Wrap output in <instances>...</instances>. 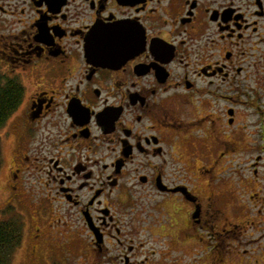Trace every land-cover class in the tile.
Segmentation results:
<instances>
[{"label": "flooded vegetation", "instance_id": "flooded-vegetation-1", "mask_svg": "<svg viewBox=\"0 0 264 264\" xmlns=\"http://www.w3.org/2000/svg\"><path fill=\"white\" fill-rule=\"evenodd\" d=\"M0 76L35 263L264 264V0H0Z\"/></svg>", "mask_w": 264, "mask_h": 264}, {"label": "trees", "instance_id": "trees-1", "mask_svg": "<svg viewBox=\"0 0 264 264\" xmlns=\"http://www.w3.org/2000/svg\"><path fill=\"white\" fill-rule=\"evenodd\" d=\"M2 77L0 76V81ZM6 86V87H5ZM5 86H0V127L7 117L16 109L21 99V90L12 81ZM1 160L0 151V167ZM4 213L14 214V208L7 206ZM24 219L19 214H14L6 221H0V264H9L14 252L24 241Z\"/></svg>", "mask_w": 264, "mask_h": 264}, {"label": "rangeland", "instance_id": "rangeland-1", "mask_svg": "<svg viewBox=\"0 0 264 264\" xmlns=\"http://www.w3.org/2000/svg\"><path fill=\"white\" fill-rule=\"evenodd\" d=\"M3 164V163H2ZM1 197V196H0ZM12 206L14 208V214H19L21 215V217L25 220L28 217H25V215L23 214L22 210L23 207L18 203H6V205L3 203H0V221H6V219H10L13 217L14 214H10V213H4V210L6 209L7 206ZM23 244V243H22ZM27 243L25 242L24 246H20L13 254V258L11 259V262L9 264H37L35 263V260L30 257L29 251L27 246H25ZM22 247V248H21ZM40 258L42 259L41 254H39ZM40 264H45L43 262H41Z\"/></svg>", "mask_w": 264, "mask_h": 264}]
</instances>
